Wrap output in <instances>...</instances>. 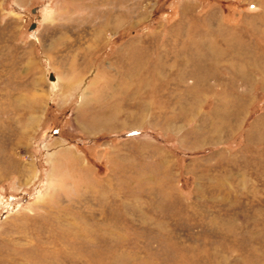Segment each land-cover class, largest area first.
I'll use <instances>...</instances> for the list:
<instances>
[{
	"label": "rangeland",
	"instance_id": "obj_1",
	"mask_svg": "<svg viewBox=\"0 0 264 264\" xmlns=\"http://www.w3.org/2000/svg\"><path fill=\"white\" fill-rule=\"evenodd\" d=\"M0 264H264V0H0Z\"/></svg>",
	"mask_w": 264,
	"mask_h": 264
},
{
	"label": "water",
	"instance_id": "obj_2",
	"mask_svg": "<svg viewBox=\"0 0 264 264\" xmlns=\"http://www.w3.org/2000/svg\"><path fill=\"white\" fill-rule=\"evenodd\" d=\"M51 79H52V77H51Z\"/></svg>",
	"mask_w": 264,
	"mask_h": 264
}]
</instances>
